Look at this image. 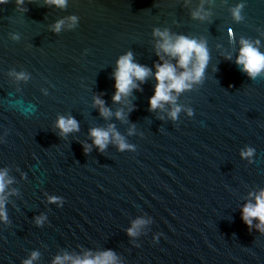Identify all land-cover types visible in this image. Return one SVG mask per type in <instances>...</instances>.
I'll return each instance as SVG.
<instances>
[{
    "label": "water",
    "instance_id": "obj_1",
    "mask_svg": "<svg viewBox=\"0 0 264 264\" xmlns=\"http://www.w3.org/2000/svg\"><path fill=\"white\" fill-rule=\"evenodd\" d=\"M154 30L204 42L208 61L199 81L150 109L154 63L176 65ZM241 39L264 53V0L0 4V170L10 180L0 264L106 250L116 264H264L258 221L241 220L250 193L264 189V71L240 70ZM128 52L151 72L113 101L116 62ZM60 117L78 130L62 133ZM110 126L130 147L118 149L110 132L99 150L90 130Z\"/></svg>",
    "mask_w": 264,
    "mask_h": 264
},
{
    "label": "clouds",
    "instance_id": "obj_2",
    "mask_svg": "<svg viewBox=\"0 0 264 264\" xmlns=\"http://www.w3.org/2000/svg\"><path fill=\"white\" fill-rule=\"evenodd\" d=\"M22 0H17V3H21ZM51 3L63 5L64 0H49ZM6 3V0H0V4ZM243 4H237L232 9V15L236 20H239L240 9ZM198 13H193V16H197ZM75 19V18H73ZM56 29H59V23L56 24ZM228 33L231 36L232 30L228 29ZM154 35L161 37V41L158 42V49L162 50L165 54L170 57L176 58V65L163 61V57H160V51H157V56L163 61L162 63H154L153 67L155 72H152L156 84L154 85L153 95L149 97L150 109H156L163 107V102H171L175 100V97L171 94L174 90L179 93L182 90L191 87V82H197L200 80L203 70L208 61L207 48L202 41L190 39L183 35H178L173 39L169 36L167 31L154 30ZM258 45V41L254 42ZM253 42L241 39L238 55L235 63L240 66V70L246 72L250 78H255L258 74L264 71V53L260 52L257 46H254ZM117 66L113 72L114 78V93L112 96L113 101H119L122 95H127L132 88H138L136 81L143 83L145 77H147L151 69L137 64L132 60L131 52L125 53L120 56L116 62ZM191 65V67H189ZM177 67L183 69V71L177 73ZM95 105L99 106L101 115H109V110L104 107V101L99 97L94 99ZM178 108H173L169 115L175 119ZM118 118L121 116L119 111L115 114ZM57 126L62 133H67L71 130H78L77 121L68 117L58 118ZM118 145V149L123 150L126 145L120 135L112 130L111 126L108 130L93 128L90 130V136L93 137V143L98 146L99 150H103L109 140V133ZM87 146H85V152H87ZM253 149L248 148L242 151V156H250ZM10 180L6 177V172L0 170V193L3 192L6 184ZM254 202H246L241 207V220L249 227H252L253 218L258 223L255 227L262 233H264V189H261L258 193H250ZM50 201H55L56 197H50ZM6 213L4 211V197L0 196V220H6ZM43 217L37 218L36 223L39 224ZM144 221L137 220L133 224V228L129 229V234H135V227ZM37 254L32 253L31 258H35ZM31 258L23 261V264H31ZM71 261V264H116V257L110 250H106L102 253L92 256L90 253H85L83 257H70L64 255L63 257H55L53 264H64V261Z\"/></svg>",
    "mask_w": 264,
    "mask_h": 264
}]
</instances>
